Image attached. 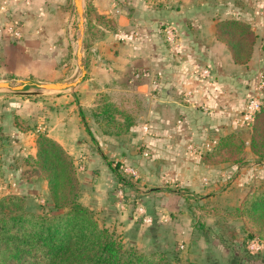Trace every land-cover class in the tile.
<instances>
[{"label": "crops", "instance_id": "crops-1", "mask_svg": "<svg viewBox=\"0 0 264 264\" xmlns=\"http://www.w3.org/2000/svg\"><path fill=\"white\" fill-rule=\"evenodd\" d=\"M44 1L26 0L23 12L30 14L34 23L55 18L47 6L43 8ZM84 1V10L88 5L95 13L105 14L115 22V29L97 25L103 34L89 38L87 48L83 45L82 60L87 72L73 89L0 93V102H5L3 111L0 108V126L5 136L10 140L22 136L25 140L24 136L30 135L21 131L14 119L17 115L30 119L25 116V107L29 106V96L37 95L40 107L48 110L41 120L43 131L61 144L76 164L85 162L89 170L105 168V158L119 157L123 162L140 164V154H135V149L145 144L147 157L153 162L163 156L175 160L176 151H187L179 160L187 167L182 180L193 181L201 174L215 177L218 168L207 165L199 150L213 140L217 143L223 135H234L253 125L242 121L250 98L258 97L261 108L264 104V0H245L240 6L231 0L228 6L224 0H216V14L211 17L207 0ZM10 3L0 0V19H6ZM224 19L252 24L257 38L247 63L234 61L231 49L219 37L216 24ZM33 28V23H26L22 30L15 29L11 34L17 38L23 34L27 40L0 47H28L22 57L32 65H42L44 76L36 77L26 64L10 65L7 60L6 66H1L6 79L35 77L41 83L78 79L82 71L77 54L65 48L50 51L54 25L44 27L45 41H38L37 48L32 46L38 36ZM69 64H75L72 72L66 70ZM99 93L114 103L135 108L137 121L128 133L111 136L102 131L92 112ZM191 144L197 152L189 151ZM247 161H255L251 153ZM231 165L246 164H222Z\"/></svg>", "mask_w": 264, "mask_h": 264}, {"label": "rangeland", "instance_id": "rangeland-1", "mask_svg": "<svg viewBox=\"0 0 264 264\" xmlns=\"http://www.w3.org/2000/svg\"><path fill=\"white\" fill-rule=\"evenodd\" d=\"M207 1L210 2L208 8L211 17L216 14L217 7L213 6L216 0ZM224 1L223 4L227 6L230 4L229 0ZM231 1L235 6H240L245 0ZM9 2L6 19H0V46L6 43H23L27 37L22 34L17 38L11 32L17 28L22 30L26 23H33V31L38 32V36L35 38L36 42L33 41L36 44L32 46L37 48L38 41H45L42 38L44 27L51 26L52 23L54 31L49 40L50 51L65 48L68 52L77 54L81 27L75 0L44 1L43 8L47 6V10L55 18L50 22L41 19L39 23H34L30 14L23 12L26 0ZM18 12L23 13V16H18ZM225 21L231 20L218 21L216 27L219 24L222 28L221 24ZM84 23L86 29V16ZM252 27V24H248L247 29L253 30ZM229 29L224 26V30H221L222 40L230 41L231 44L238 41L237 49L244 58L250 49V36L253 34H246L238 39L241 36ZM173 33V41H176L177 32L174 30ZM57 34L58 37L55 36ZM27 49L28 47L20 45L6 49L0 47V81H10L14 86L21 84L20 79H6L5 73L1 72V66H6L7 60L10 65L26 64L36 77L44 76L45 68L42 65H32L22 57ZM73 68L75 64H69L66 70L71 71ZM261 75L264 78L263 71ZM31 79L41 83L35 77ZM23 90H30L31 93H54L39 87ZM15 92L20 91L0 90V93ZM37 97L29 96V106L25 107V116L29 120L17 115L25 122L21 124L22 127H30L27 131L21 130L30 133L28 137L24 136L25 140L22 136L17 139L14 136L8 142L0 129V199L7 195L24 197L26 210L35 214L48 211L52 205L49 180L46 178L49 170L39 167L35 160L38 134H46L41 120L48 111L43 106L40 107ZM4 103L3 100L0 102L2 111ZM128 109L135 114V108ZM243 114L242 121L251 125L255 115L246 119V111ZM250 128H243L236 135L248 139L251 136ZM214 143L213 140L199 152L203 153V161L207 165L218 168L217 175L201 174L199 179L193 181L182 180L186 177L187 167L184 168L179 160L187 151H176L175 160L163 156L153 162L147 157L149 150L145 144H139L135 149V154L141 155L137 158H141L140 164L126 163L119 157L109 160L105 158L108 164L105 168L95 167L89 170L90 167L85 162L75 163L80 183L78 199L92 210L94 219L101 228H107L116 238L121 239L125 247L133 246L150 259L159 261L161 257L171 264H264V156L258 153L259 150L264 153V143L256 145L259 147L256 150L258 154L255 150L247 149L250 148L248 142L246 150L239 151L229 146L215 154L218 142ZM189 148V151L197 152L196 146L191 144ZM248 153L254 156L253 163L247 161ZM135 154L133 152L132 156ZM238 156L243 160L235 161L234 158ZM226 163L246 165L222 166ZM114 167L129 182L128 185L119 180Z\"/></svg>", "mask_w": 264, "mask_h": 264}, {"label": "trees", "instance_id": "trees-1", "mask_svg": "<svg viewBox=\"0 0 264 264\" xmlns=\"http://www.w3.org/2000/svg\"><path fill=\"white\" fill-rule=\"evenodd\" d=\"M85 16L84 48L89 46V38L103 34L97 25L115 29V22L111 18L95 13L88 5ZM221 25L222 28L217 25L220 38L224 26L240 35L238 39L246 34H253L250 36V49L244 58L237 49L238 41L231 44L226 40L234 61L247 63L257 35L253 30L247 29L248 24L240 21H225ZM32 87L36 88L37 82L26 80L24 89ZM96 103L92 110L93 116L105 134H125L137 121L136 115L123 103L110 101L104 93H99ZM14 120L15 125L22 128L20 130L30 129L29 126L22 127L21 124L25 122L19 116H15ZM249 132L251 136L248 139L236 134L220 139L215 145V154L229 146L239 151L246 150L248 142L256 154L264 156L259 147H256L264 143V104L256 113ZM5 138L10 139L9 136ZM37 147V165L49 170L46 178L51 190V209L35 214L26 210L24 197L7 195L0 199V264H171L161 257L159 261L145 257L133 246L125 247L121 239L116 238L107 228H101L94 219L92 210L78 199L80 183L74 158L56 140L41 132L37 137ZM256 150H259L258 153ZM234 160L240 162L243 159L238 156ZM116 169L113 168L119 180L128 185L129 182ZM262 201L264 206V200Z\"/></svg>", "mask_w": 264, "mask_h": 264}, {"label": "water", "instance_id": "water-1", "mask_svg": "<svg viewBox=\"0 0 264 264\" xmlns=\"http://www.w3.org/2000/svg\"><path fill=\"white\" fill-rule=\"evenodd\" d=\"M76 9L79 15L80 20V27H81V36L78 39V47H77V57H78V63L79 67L82 71L81 76L76 79L75 81H59V82H43V83H37V87L44 89V90H64L70 87L77 86L82 79L86 75V68L82 60V50H83V42H84V36H85V10H84V0H75ZM261 49L264 51V40L261 46ZM26 80H21V84L14 86L10 81H0V89L1 88H7L12 89L15 91H24ZM30 93V91H25Z\"/></svg>", "mask_w": 264, "mask_h": 264}, {"label": "built area", "instance_id": "built-area-1", "mask_svg": "<svg viewBox=\"0 0 264 264\" xmlns=\"http://www.w3.org/2000/svg\"><path fill=\"white\" fill-rule=\"evenodd\" d=\"M17 34V33H15ZM263 84V83H262ZM261 108V101L258 97H252L248 101V106L246 110V119H250L258 112Z\"/></svg>", "mask_w": 264, "mask_h": 264}]
</instances>
